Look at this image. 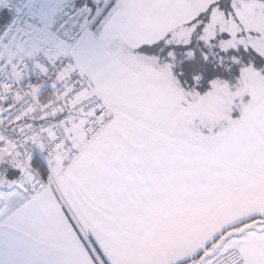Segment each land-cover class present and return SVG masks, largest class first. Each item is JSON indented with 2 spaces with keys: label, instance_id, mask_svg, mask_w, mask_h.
<instances>
[{
  "label": "snow or ice",
  "instance_id": "1",
  "mask_svg": "<svg viewBox=\"0 0 264 264\" xmlns=\"http://www.w3.org/2000/svg\"><path fill=\"white\" fill-rule=\"evenodd\" d=\"M0 264H264V0H0Z\"/></svg>",
  "mask_w": 264,
  "mask_h": 264
}]
</instances>
